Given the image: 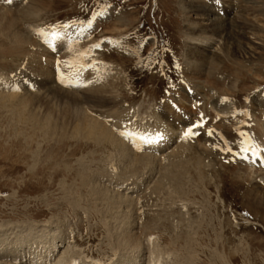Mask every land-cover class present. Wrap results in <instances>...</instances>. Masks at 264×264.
<instances>
[{"label": "rangeland", "instance_id": "1", "mask_svg": "<svg viewBox=\"0 0 264 264\" xmlns=\"http://www.w3.org/2000/svg\"><path fill=\"white\" fill-rule=\"evenodd\" d=\"M0 17V264H264V0H0ZM70 99L117 141L171 140L121 157Z\"/></svg>", "mask_w": 264, "mask_h": 264}, {"label": "bare ground", "instance_id": "2", "mask_svg": "<svg viewBox=\"0 0 264 264\" xmlns=\"http://www.w3.org/2000/svg\"><path fill=\"white\" fill-rule=\"evenodd\" d=\"M33 6V5H32ZM36 6V5H35ZM38 6V5H37ZM39 6H41V5H39ZM27 9V8H26ZM25 12H26V10H25ZM25 12L24 11H22V12H20V15H25ZM4 16H6V13H4ZM10 17H12V16H10ZM209 17V16H208ZM12 18H14V17H12ZM15 19H16V17H15ZM0 20H2V17H0ZM12 20V19H11ZM16 22V21H15ZM218 22V21H217ZM12 23H13V21H12ZM15 24V23H14ZM14 24H11L10 22H8V28L9 27H13L14 26ZM218 26V25H217ZM225 28H223V30H224ZM219 30H221V29H219ZM222 30V31H223ZM82 31V30H81ZM219 32V31H218ZM220 33V32H219ZM244 34H246V32L244 33ZM234 35V34H233ZM247 35V34H246ZM20 38V37H19ZM230 38V37H229ZM232 39H233V36H232V38H231V41H232ZM230 41V40H229ZM205 42V41H204ZM229 44V46L230 47H232V43L231 42H229L228 43ZM228 46V48H229V50L232 52V54H237V53H239V50L238 49H236V51H237V53L234 51V50H232L230 47ZM234 46V45H233ZM239 46H240V44H239ZM241 48H242V46H240ZM240 48V49H241ZM242 50H244L243 48H242ZM246 50V49H245ZM241 51V50H240ZM245 55V54H244ZM215 60V59H214ZM216 61V60H215ZM204 65V64H203ZM214 66V65H213ZM192 72V71H191ZM200 73V72H199ZM197 88H198V90L200 89L201 91H202V86H201V83L199 84L198 83V86H197ZM100 89V88H99ZM85 90V89H84ZM98 90V89H97ZM100 90H102V89H100ZM100 90H98L99 91V94L101 93L100 92ZM87 91V90H86ZM86 91H84V92H86ZM96 90L94 89V91L93 92H95ZM106 91V90H105ZM88 93H90L89 92V90H88ZM87 93V94H88ZM98 92L96 91V93L92 96V94L90 95L91 97H92V99H95L96 100V102L98 101L99 103H103V104H105L108 100H105V98L103 97V96H98V94H97ZM198 93V92H197ZM62 94H64V95H61L62 96V99L63 98H67L68 96H66L65 97V93H62ZM85 95V94H84ZM89 95V94H88ZM197 95V94H196ZM202 96H204V94H202ZM60 97V96H59ZM88 97V96H87ZM61 98V97H60ZM83 99V98H82ZM71 100V99H70ZM90 101H91V99H89ZM77 100H74V99H72L71 100V105L72 104H74L75 105V107H76V105H78V104H81V102H76ZM94 102V101H93ZM194 102V101H193ZM65 103V102H64ZM67 104V103H66ZM65 104V105H66ZM70 104V103H69ZM68 105V104H67ZM82 105V104H81ZM80 105V106H81ZM73 107V106H72ZM71 107V108H72ZM79 107V106H78ZM66 110H68V109H66ZM69 110H70V108H69ZM73 110V109H72ZM229 110V109H228ZM74 111V110H73ZM72 111V112H73ZM65 112H67V111H65ZM75 112H76V114H75ZM178 112V111H177ZM206 112V111H205ZM204 112V113H205ZM208 112V111H207ZM206 112V113H207ZM69 113V112H68ZM74 113V115H75V117H77L78 116V118H79V120H80V123H81V125H83L84 127H86V128H88L89 130H91L92 132H94V134H97L100 138H102V139H106V141L108 140V142H110V143H115L114 144V146L115 145H118V146H120L121 147V150L119 151V152H117V153H119V156H121V157H128V156H130L129 154H131L130 153V149H129V147H128V140H127V138H131V140H132V142H133V145H139L140 146V148L142 149V146H145L147 149H151V148H154V150H156L157 151V149H159V148H161V146H163L162 144H165V143H167V142H169L170 140H171V138L167 135V133H165V132H163L164 130H166V129H164L163 130V128H162V126H156V127H154V126H152V127H150L149 129H148V131L145 129H139V131H141L144 135H141V137L139 136V135H137V133H136V135H134L133 133V131H134V129H133V131H132V128H131V130H129L130 129V127L127 125L126 127H125V129L126 130H123L124 131V133H123V135H122V138L123 139H120V140H122V141H117V140H115V138H114V136L113 135H111V134H109V132L105 129V127L104 126H102V124L100 123V124H97L96 122H93V121H87L86 120V116L83 114V112H81V108L79 109V108H77L76 107V110L73 112ZM171 113V112H170ZM218 115L220 114V115H222V116H227V115H229L230 114V111H227V110H225V109H222V107H221V109H218V113H217ZM73 115V116H74ZM158 115H163V113H158ZM208 115V114H207ZM179 116V115H178ZM178 116H175L177 119H178ZM183 116V115H182ZM182 116H179V117H182ZM109 117V116H108ZM111 117V116H110ZM198 117V116H197ZM185 117H183V119H184ZM199 118V117H198ZM219 118H221V117H219ZM235 119H239L240 120V122H241V120H242V117H241V115L239 114V115H235V117H234ZM110 119V118H109ZM158 119H160L159 118V116H158ZM222 119V118H221ZM111 120V121H110ZM109 121L111 122V123H114V124H116V125H118V126H120V124L119 123H117L118 122V120L116 119V118H113V119H110ZM200 120V119H199ZM161 121V120H160ZM185 121V120H184ZM172 122V121H171ZM239 123V122H238ZM129 127V128H128ZM180 127V126H179ZM263 127V126H262ZM155 128V129H154ZM215 128H220L219 126H215ZM112 130V129H111ZM112 131H114V130H112ZM145 132L148 134V136H145ZM180 133V132H179ZM214 133H219V132H214ZM103 134H105V135H108V136H110L108 139H107V137H104V135ZM181 134H183L182 133V131H181V133L179 134V135H181ZM158 136H162L163 138H162V140H158L157 139V137ZM217 137H219L218 135H217ZM210 138H213L212 136H210ZM151 140L152 142H146V141H148V140ZM216 140H218V139H216ZM177 141V140H176ZM124 142V143H123ZM127 142V143H126ZM183 143H184V147L187 145V143L185 142V141H183ZM183 147V148H184ZM182 153L183 152H180V154L178 155V158H180V156H182ZM249 153V152H248ZM258 153V154H257ZM249 154H251V156L250 157H252L251 159L254 161V163H256V162H259V159H261L262 161H263V163H264V156H263V152H261V150H258L256 153H254V152H250ZM243 156H245V155H243ZM247 156V155H246ZM263 157V158H262ZM149 158V157H148ZM249 158V157H248ZM176 159V158H175ZM181 159V158H180ZM128 160H129V158H128ZM247 160V159H246ZM260 160V161H261ZM248 161V160H247ZM139 162V161H138ZM137 163V162H136ZM140 163V162H139ZM134 164V163H133ZM138 164V163H137ZM137 164H135V165H137ZM130 165V164H129ZM256 165V164H255ZM264 166V165H263ZM136 167V166H135ZM257 167V166H256ZM264 176V175H263ZM169 178V177H168ZM166 180V178L164 177V181ZM101 191H104L103 193H105L103 196L106 198V199H109L110 201L108 202L109 203V205H111L112 206V209H117V211H118V216H116L118 219L120 218L121 220H123L124 218H126V219H128V218H130V215H128V212H126L127 214H123L124 213V211H123V208H127V207H130L131 205L134 207V205L133 204H131V202L129 201H124V199L122 198V200L121 201H119V200H117L116 199V196L114 195V196H111V195H107L108 194V190L107 191H105L104 189H101ZM258 192H260V191H258ZM114 194V193H113ZM250 195H251V197L252 198H254L255 199V201H261V202H263L264 203V201H263V199H261V196L260 195H258L257 193H255V191L254 192H252V193H250ZM124 197V196H123ZM120 198V197H119ZM112 200V201H111ZM261 205H262V203H261ZM116 206H118V207H116ZM132 207V208H133ZM135 209V208H134ZM134 209H132V210H134ZM119 210L120 211H122V212H120L121 214L119 215ZM116 211V212H117ZM131 212V211H130ZM129 212V213H130ZM116 214V213H115ZM117 215V214H116ZM136 217V216H135ZM122 223V222H121ZM126 223L124 222V224H123V226L121 227V230H120V234L119 233H117L118 234V239H119V241L120 242H124V245L122 246V248L123 249H125L126 247H128V248H135L136 249V247H138V246H141V239H140V235L139 236H134L132 233H131V229H127V232H125V231H123L124 230V226H127V225H125ZM133 227V226H132ZM116 232H119V231H117L116 230ZM158 239H160L159 237H158ZM158 239H156L155 241H154V244L156 245V244H158ZM160 240H162V239H160ZM140 242V243H139ZM40 243V242H39ZM19 244V243H18ZM17 245V244H16ZM139 248V247H138ZM47 250V249H46ZM41 251V250H40ZM37 252H38V250H37ZM130 252V251H129ZM128 252V253H129ZM141 252V251H140ZM40 253V252H39ZM122 256V255H121ZM40 258H41V256H40ZM70 260H71V258H69ZM123 260V259H122ZM69 262H71V261H69ZM67 263V262H66ZM137 263V262H136ZM55 264V263H54ZM69 264V263H68ZM120 264H131V260L130 259H128L127 258V260H123V262L121 263L120 262Z\"/></svg>", "mask_w": 264, "mask_h": 264}, {"label": "snow or ice", "instance_id": "3", "mask_svg": "<svg viewBox=\"0 0 264 264\" xmlns=\"http://www.w3.org/2000/svg\"><path fill=\"white\" fill-rule=\"evenodd\" d=\"M7 3H11L12 0H6ZM91 27V25H89ZM204 127V119H203V114H201V119L199 121L194 122L193 124L189 125L187 130L183 133V135L187 138V137H191V136H195L198 135L199 133L196 131V129L198 128H203ZM123 134V133H122ZM213 133L211 130H209V132L207 133V135L211 136ZM162 136H158L157 139L158 140H162ZM146 142H152L150 139ZM222 151H228L231 152V149H222ZM242 151H248V149H242ZM245 159L247 157H244Z\"/></svg>", "mask_w": 264, "mask_h": 264}]
</instances>
